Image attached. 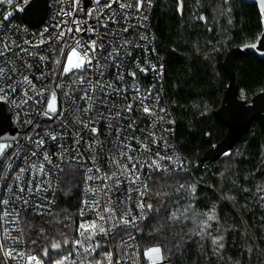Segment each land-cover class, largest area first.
<instances>
[{"label":"snow or ice","instance_id":"snow-or-ice-1","mask_svg":"<svg viewBox=\"0 0 264 264\" xmlns=\"http://www.w3.org/2000/svg\"><path fill=\"white\" fill-rule=\"evenodd\" d=\"M29 2L30 0H0V5L13 7V11H8L6 14L0 9V16H2L0 32L4 29V22L10 21L13 17L14 11H24ZM60 2L62 3L63 0ZM17 3L19 7L16 6ZM94 3L99 5L100 0H94ZM114 4L118 5L119 11L113 8ZM259 4L261 12L264 13V0H259ZM79 5L80 0H71V7L68 10L62 7L58 15L74 17L77 10H80ZM151 5L152 0H108L98 10L93 8L87 12V17L95 20L94 25L88 24L87 19L73 18L70 22L61 21L60 25H57L58 31L54 37L41 40V43L45 44L49 41H52L54 45L60 44L61 41L63 43L59 48L54 46L51 49L54 53L51 62L55 67L50 71H42L35 77L37 81H40L39 87L30 78L34 65L29 62L28 57H32L33 60L38 57L43 63L49 60V56L29 50L39 48V44L25 40L24 44H28L29 47H24L11 36L5 39L4 35H0V102L11 103L17 108L28 106L40 118L52 122L42 126L39 121L33 124L31 118L25 119L23 123L33 125L32 132L35 135L25 134L23 144L18 137L0 136V162H3L0 168V187L4 188V194L0 196V206H2L0 227L11 222L17 225V228L13 230L20 233V236L13 237L9 229L5 228L4 239H11L14 243L24 242V229L19 227L21 213L40 217L54 216L52 205L55 202V189L52 178L60 179L57 174H64L65 169L61 166L62 164L70 168L75 164L84 169L86 185L84 193L86 197L89 193L91 194L90 198L81 201L78 213L81 220L76 228L77 238L69 240L65 236L63 240L65 247L71 243L72 250L68 252V255L53 261V264H65L73 253L80 255V250L85 257L92 256L97 249L105 246L97 240L98 236L109 243L116 241L118 258L115 264H122V261L123 264H129V262L137 264L139 245L134 232L143 231L140 225L148 218L149 212H161V208H154L152 203L145 200V196L152 191L148 183L153 179L152 173H160L157 179H164L177 170L186 171L183 162H179L178 168L176 167L179 158L167 154L161 155L159 152L155 153V158L152 157V149L148 141L151 140L152 144L158 143L156 132L141 128L139 131L146 132V135L143 139L136 136L137 120L131 116L133 103L128 102L121 106L116 99L119 97L120 100L127 101V93L131 90L135 93L131 100L137 103L136 110L145 116L155 118L149 128H155L156 120H164L163 116H157L155 105L149 107L146 103L153 94L152 89H146V95L142 93L137 81V71L133 70V68L138 69L145 75L149 70L148 67L141 66L137 58L132 57V49L141 47L137 41L147 42L148 36L141 33L135 40L124 36L130 27H135L129 23L127 10L134 8L135 12L131 18L143 21L147 20L143 10L145 6L151 7ZM104 9H111V12L105 14ZM117 16L122 17L126 26L109 28V21L112 24L119 23ZM72 25H75V31ZM140 26L143 27V23ZM101 29L104 31L101 32ZM76 33H85L88 38L85 39L84 36L76 35ZM116 36L122 37L119 44L115 40L107 39ZM250 47H256V45L253 44ZM65 49L68 51L65 52ZM144 50L147 52L146 44ZM56 54L64 57L63 63L56 58ZM126 61L127 76L131 77V82L126 80L123 70ZM150 68L156 71L155 65H150ZM162 71L161 65V74ZM89 73L92 76H89ZM57 75L60 77L59 81L56 80ZM93 76L95 79L92 78ZM106 76L109 78L105 79ZM47 78L52 79L54 87L44 83ZM158 103L157 95L156 104ZM159 111L164 112L165 109L161 108ZM24 115L30 116V113L25 112ZM124 121L128 123L125 124ZM169 122L174 123V121ZM41 127L44 128L43 132L35 131ZM126 131H129L128 135L124 134ZM168 131L170 130L167 128L161 129L160 139H163V134ZM69 138L72 140L71 145L68 144ZM132 141H135V145L139 147L133 146ZM164 143L167 147V141ZM54 145L56 151L50 153L49 150ZM85 153L88 154L92 167H87ZM228 154L225 153V155ZM53 156H56L60 163H53ZM145 156L146 159L142 158ZM165 160L169 163L162 164L161 161ZM16 161L21 163L13 170ZM102 165L105 166L102 167ZM10 172L12 173L11 182L4 184L3 182L9 179ZM88 182L94 183L89 185ZM195 187V184L187 186L180 184L175 191L180 192L186 189L194 194ZM50 191L53 193L51 199L46 196ZM154 194L157 197L169 195L168 192ZM260 199L264 200V196ZM129 205L135 206L137 214H133L132 207ZM191 207L192 205H189L185 208L182 215L185 219H191L196 224V228L189 229L188 233H184L181 229L173 233L170 238L161 235L160 241H164L163 243L158 241L143 252L148 264H183V253L187 251L185 245L188 242L186 236L189 234L199 236L201 241L205 237H211L213 252L217 256L220 255L224 248L222 243L224 237L223 235L212 236L209 231L211 222H218L215 209L189 216ZM88 213H93L94 218L84 219ZM9 217L12 218L11 221ZM180 218L177 212L173 211L169 214L168 221L175 222ZM52 222L46 221V223ZM54 222L61 223L58 219ZM162 227L154 229L149 235L162 231ZM37 234L44 236L45 229L39 228ZM61 235L64 234L61 233ZM109 237L111 241L108 240ZM31 243L35 244L36 240H32ZM50 247L58 251L62 245L59 241H55L50 244ZM200 248H203L202 244ZM128 249L133 251L129 252ZM248 251L251 252L252 249L249 248ZM0 253L6 259H15L19 256L25 258L27 264H43L37 256H25L24 252H17L14 247H6L3 243H0ZM42 254L45 257L49 255L48 247L42 249ZM100 255L103 257L102 260L89 261L88 264H105V262L113 264L111 249Z\"/></svg>","mask_w":264,"mask_h":264},{"label":"trees","instance_id":"trees-1","mask_svg":"<svg viewBox=\"0 0 264 264\" xmlns=\"http://www.w3.org/2000/svg\"><path fill=\"white\" fill-rule=\"evenodd\" d=\"M261 20L257 6L242 0H160L153 29L166 62L165 82L178 120L179 149L193 171L164 179L156 175L150 181L149 203L161 212H149L141 226L143 231L137 232L142 252L160 241L161 235L170 238L181 229L188 233L196 228L182 215L192 205L189 216L215 209L218 222L212 221L209 231L212 236L223 235L224 248L217 256L211 237L201 241L199 236L189 234L183 264H264V200L260 199L264 196V121L254 122L235 149L209 169L200 165L195 169L205 152L227 133L215 115L229 82L221 65L230 50L257 40L262 33ZM235 77L239 97L250 101L264 92V60L246 54L236 60ZM81 184L77 169L67 167L54 216H25L31 252L41 256L42 249L52 242L63 244L65 236L74 238L80 219ZM180 184H195V193L186 189L176 192ZM156 192L169 195L157 197ZM173 211L181 218L169 222ZM56 219L61 223L54 222ZM161 226L162 231L149 235ZM39 228L45 229L44 236H38Z\"/></svg>","mask_w":264,"mask_h":264},{"label":"built area","instance_id":"built-area-1","mask_svg":"<svg viewBox=\"0 0 264 264\" xmlns=\"http://www.w3.org/2000/svg\"><path fill=\"white\" fill-rule=\"evenodd\" d=\"M32 1L33 0H30V2H32ZM107 2H108V0H100V4L97 5L94 3V0H80V5H79L80 10H77V12L75 13V16L74 17H64L61 15H58V13L62 7L65 10H68L71 7V0H63L62 3L60 2V0H48L49 7H50V13H49L48 20L45 24H43L42 26H40L37 29L32 28V27L28 26L23 21L24 11H14V15L12 18H10V21L4 22V29L2 32H0V35H4L5 39H8V37L11 36L13 39H16L17 42L22 44L24 47H29L28 44H24L25 40L30 41V42L35 43V44H39L40 45L39 48H36V49L30 48L29 50L38 52L40 55L49 56V60L46 62H43V63L39 61L38 57L35 60H33L32 57H28L29 62L33 63V65H34V67L32 69V75L30 78H32L33 82L36 83L37 86L39 87L40 81H37L35 79V77L39 76L42 71H50L53 67H55L51 62L52 58L54 56V53L51 51V49L54 46L59 48L60 45L63 43V41H61L60 44L54 45L52 41H49V43L45 44V43H41V40L42 39H48L49 37H54L58 31L57 25H60L61 21L70 22L73 18L79 19V20L87 19L88 24L94 25L96 23L95 20L88 18L87 12L93 8H96L98 10L102 5H104ZM159 2H160V0H152L151 7L145 6V8L143 10V14L145 16H147V20L138 21L137 19H132L131 16L135 12V9L133 8V9L127 10L129 13V23L131 25H135V27H130L129 31L127 33H125L124 36L130 40H135L138 37V35L141 33L148 36L147 42L142 41V40L137 41L141 45V47L132 49V57L137 58L141 64V66L148 67L149 70H148L146 75L143 73H140L138 69L133 68V70L137 71V81L139 83L141 92L146 95L147 93L145 90L149 89V88L152 89L153 94H152L151 98L148 101H146V103L148 104L149 107H152L153 105H155L157 116H163L164 120H162V121L156 120L155 128H149V126L153 123L155 118L145 116L140 111L136 110L138 105L135 101L131 100V97L135 94L131 90H129V92L127 93V96H128L127 101L120 100L119 97H116V99L121 104V106H123L124 104H126L128 102L133 103V112L131 113V116L136 118V120H137V127H136V131H135L136 136L143 139L144 136L146 135V132L141 133L139 131V129H141V128L156 132L158 143L152 144L151 140L148 141V143L152 149L151 155L153 158H155L156 152H159L161 155L167 154L168 156H172L174 158H179L176 167L178 168L179 162H183L186 171L177 170L175 172H172L171 174L191 173L193 171V166L186 159V157L181 153V151L179 149L178 120L176 118L174 107H173L172 103L170 102V98L168 96L166 82H165L166 71H167L166 70V62H165V59L160 54L157 37H156V34L154 32V29H153V19H154L155 12L158 8ZM16 6L19 7V3H17ZM113 8H115V9H117V11H119L118 5L114 4ZM0 9L3 10L4 14H6L8 11H13V7L8 6V5H0ZM104 12H105V14H108L109 12H111V9H104ZM93 15H95V13H93ZM137 15H139V14H137ZM0 19H2V16H0ZM117 20L119 21L118 24H112L109 21V28L115 29L117 27L122 28V27L126 26L123 22L122 17L117 16ZM141 23H143V27L140 26ZM72 27H73V30L75 31V25H72ZM85 27H87V25H85ZM103 31H104V29H101V32H103ZM76 35L84 36L85 39L88 38L87 34H85V33H76ZM66 39H67V36H66ZM107 39L115 40L116 43L119 44L122 40V37H120V36L108 37ZM145 44L147 47V52H145V50H144ZM153 49H154V51H153ZM17 51H18V49H17ZM67 51H68V49H65V52H67ZM56 58L60 59L61 63L64 62V57L56 54ZM146 61H147V63H145ZM150 65H155L156 71H152L150 68ZM161 65L163 66L162 74L160 73ZM123 70L125 72L126 80L131 82V77L127 76V71H128L127 61L125 62V66H124ZM89 76H92V74L89 73ZM109 76H111V73H109ZM109 76H106L105 79H108ZM92 78L95 79L94 76ZM65 79H67V78H65ZM56 80L57 81L60 80L59 75H57ZM44 83L50 84L54 87V84H53V81L51 78L45 79ZM157 95L159 96V103L158 104H156ZM0 103H3V102H0ZM5 104L8 105V107L11 109L13 118H17V120H18V127H19V131H20L18 138H19L21 144L24 143L25 134L32 133L33 135H35V133L32 132L33 125L23 123V121L25 119L31 118L33 121V124H35L37 121H39L42 126L52 123L51 121L40 118L38 115H36L34 112H32L28 106H23L22 108H17L11 103H5ZM29 104H31V101H29ZM37 107H39V106H37ZM161 108L165 109V111L160 112L159 109H161ZM25 112H29L30 116H25L24 115ZM169 121H174V123H170ZM124 123L127 124L128 121H124ZM53 126L55 127L56 125H53ZM163 128H167L170 131L164 133L163 139H160V137H161L160 130ZM35 131L36 132H43L44 128L43 127L37 128ZM129 131H126L124 134L128 135ZM69 135L71 136V133ZM164 141H167V147H165ZM68 144L69 145L72 144L71 138L68 139ZM132 144L135 147H139V146L135 145V141H132ZM81 150L83 151V148ZM49 151H50V153L55 152L56 151L55 145ZM84 155H85V161H87V167H92L91 161L88 159V154L85 153ZM142 158L146 159L147 157L145 156ZM20 163H21L20 161H16V165H14L13 170H15L16 166L20 165ZM53 163H60V161L58 160V158L56 156H53ZM161 163L167 164L169 162L167 160H165V161H161ZM2 165H3V162H0V168H2ZM210 165H211L210 163H205V164H200V167L202 169H209ZM61 166L64 167V169H66L68 167V165H65V164H62ZM103 166H105V165H102V167ZM46 167H50V166L46 165ZM72 167L77 169V171L81 174V177H82L81 198H80V205H79V209H80L81 201L85 198H90L91 194L89 193L86 197V195L84 193V188L86 187L84 169L75 165V164H73ZM145 171L147 172V169H145ZM11 175H12V173L10 172L9 173V179H6L3 182L4 184L11 182V180H10ZM57 175L60 177V179H57L56 177L52 178L53 187L55 189V194H54V201L55 202L52 205L53 213H55V211L57 209V205H58V201H59V195H60L61 182L63 179V174L58 173ZM152 175L154 177L156 175H160V173L154 172V173H152ZM150 181L151 180L148 181L149 184H150ZM88 183H89V185H93L94 182H88ZM96 183H98V182H96ZM3 194H4V188L0 187V196H2ZM46 196L49 199H51V198H53V193L50 191L49 193L46 194ZM133 196L135 197V193H133ZM145 200L147 202H149V195L145 196ZM129 206L132 207L133 214H137V209L135 208V206L134 205H129ZM9 207H12V205H9ZM17 207H19V206H17ZM0 210H2V206H0ZM25 216H27V215H25L24 213H21V221L19 224V227L24 229V234H23V241L24 242L23 243H14L11 239H4V237H5L4 229L5 228L9 229L11 236H13V237L20 236V233L18 231L13 230V229L17 228V225L9 222V223L3 224V226L0 227V243H3L6 247H9V248L14 247L17 252H21V251L24 252L25 256L35 255L43 261V264H53V261L58 260V259L62 258L63 256L68 255V252H70L72 250L71 243H70L69 247L67 249H65L61 254H57V255L53 254V256H49V260H45L42 258V256L31 252L28 249V242H27V237H26V232H25ZM45 216H48V215H45ZM79 218H80L79 219V222H80L81 217L79 216ZM93 218H94L93 213H88L84 217V219H87V220H91ZM8 219H9V221H11L12 218L9 217ZM145 221L146 220H144L141 223L140 227L142 226V224H144ZM79 222H78V224H79ZM78 224H77V227H78ZM134 234L137 236V232H134ZM75 238H77L76 232H75V236L73 239H75ZM97 240H100L101 244L105 245V246L97 249L96 253H94L92 256H88V257L84 256L82 250H80V255L73 253L69 257V259L65 262V264H73V261H75V264H88L89 261L102 260L103 257L100 255V253L108 251L109 249H111L113 252V264H115V260L118 258V255L116 253V241H111V238L109 237L108 240L111 241L109 243V242H106L100 236L97 237ZM137 242H138V237H137ZM138 245H139V242H138ZM128 251L131 252L133 250L128 249ZM14 255H15V252H14ZM0 264H27V261L25 258H21L19 256H17L15 259H6L3 256V254L0 253ZM105 264H106V262H105ZM122 264H123V261H122ZM129 264H130V262H129ZM137 264H148L147 259L143 256V252L141 251L140 246L138 249Z\"/></svg>","mask_w":264,"mask_h":264},{"label":"water","instance_id":"water-1","mask_svg":"<svg viewBox=\"0 0 264 264\" xmlns=\"http://www.w3.org/2000/svg\"><path fill=\"white\" fill-rule=\"evenodd\" d=\"M248 5H256L262 23V33L257 40L242 47H235L230 50L221 65L228 77V85L223 95L221 106L216 111L218 122L227 129L224 139L211 147L205 152L200 163L195 166L199 168L200 164L210 163L216 164L225 156L235 149L238 143L249 133L254 122L258 120L264 121V92L258 94L250 101L239 97L236 86L235 65L236 60L244 57L246 54H253L260 60H264V13L261 12L259 0H242ZM50 7L48 0H33L24 8L23 21L32 28H39L48 20ZM255 44L256 47H250ZM20 131L17 118H13L11 109L5 103H0V136L12 138L19 137ZM62 247L58 251H54L49 247V255L47 257L41 255L43 259L49 260L50 254H61L66 247Z\"/></svg>","mask_w":264,"mask_h":264},{"label":"rangeland","instance_id":"rangeland-1","mask_svg":"<svg viewBox=\"0 0 264 264\" xmlns=\"http://www.w3.org/2000/svg\"><path fill=\"white\" fill-rule=\"evenodd\" d=\"M230 153V152H229Z\"/></svg>","mask_w":264,"mask_h":264}]
</instances>
